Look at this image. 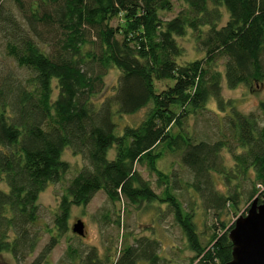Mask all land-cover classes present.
Masks as SVG:
<instances>
[{
	"label": "trees",
	"instance_id": "obj_1",
	"mask_svg": "<svg viewBox=\"0 0 264 264\" xmlns=\"http://www.w3.org/2000/svg\"><path fill=\"white\" fill-rule=\"evenodd\" d=\"M13 1L19 16L0 0V38L17 67L0 70V255L24 262L36 252L43 239L36 227L39 197L69 172L62 155L70 148L87 166L69 182L55 233L31 264H50L69 232L72 208L87 206L99 192L113 203H168L194 253L190 264L229 263L235 222L227 226L220 213L238 210L244 183L252 187L249 202L264 187V124L256 113L243 114L225 101L222 85L225 80L236 89L264 80V0H182L185 8L170 20L162 13L173 10V0ZM189 33L204 56L183 62L179 39ZM114 68L121 71L114 94L94 100ZM146 108L139 126L118 132L117 117ZM259 109L264 115V103ZM211 111L224 114L221 139L195 140L190 118ZM167 152L181 154L192 187L217 212L221 228H213L222 232L206 245L195 213L183 209L157 166ZM136 164L169 186L163 198ZM218 181L226 192H219ZM159 250L158 241L137 239L111 262L100 259L96 248L82 256L70 245L60 264H158Z\"/></svg>",
	"mask_w": 264,
	"mask_h": 264
},
{
	"label": "rangeland",
	"instance_id": "obj_2",
	"mask_svg": "<svg viewBox=\"0 0 264 264\" xmlns=\"http://www.w3.org/2000/svg\"><path fill=\"white\" fill-rule=\"evenodd\" d=\"M2 2L9 10L19 16L16 3L13 0H2ZM173 3L174 8L171 12L162 13L163 20L175 18L185 8L182 0H173ZM179 43L185 49L181 61H192L197 58L201 59L204 56L196 50L192 34L189 33L187 37L179 39ZM1 69L17 71L13 60L6 55L4 42L0 38ZM120 74L121 71L116 68L110 70L104 78L103 90L93 99L102 102L113 95ZM222 86V95L225 101L232 100L243 114L256 113L264 124V115L259 109L260 104L264 103V80L255 82L250 86L241 85L236 89H229L224 80ZM164 87V83L159 84L160 90ZM57 95L58 91L56 90L54 99ZM209 107L217 112V105L214 102ZM147 112L148 109L146 108L134 115L117 117L118 132H122L125 126H139L145 120ZM223 116V113L215 114L211 111L198 118L191 117L188 122V129L193 132L195 140L214 143L221 139L222 125L220 118ZM173 132H176V129H173ZM108 156L110 159H114L116 151L114 149L110 150ZM223 156L229 164H232L231 155L227 151H224ZM62 160L67 163L69 172L59 183L49 184L39 197L40 219L36 227L41 229V232L43 231L41 233L43 239L36 252L24 262H16L10 255L3 254L0 255V264H31L49 242L50 236L55 233L53 221L60 198L71 179L87 166V162L81 156L75 155L70 148L64 150ZM157 166L161 172L167 175V181L173 188L172 193L182 204L183 209L195 213L194 222L203 245H206L214 232L217 234L222 232L221 229L215 230L213 228L214 225L221 228V224L217 219V212L214 209L206 208L204 199L192 187L193 175L182 164L180 153L167 152L160 159ZM135 169L145 181L150 183L156 195L163 198V192L169 186L162 184L159 177L150 172L146 165L136 164ZM217 189L221 193L227 191L221 181H218ZM251 191V185L244 183L238 210L225 209L220 213L221 220L227 226L230 227L239 217L246 216L253 202H249ZM263 191L264 187H261L256 197L262 200ZM78 221H83L85 224L86 236L83 238L72 231L74 224ZM142 238L159 242V255L161 258L158 264H190L192 257H194V253L189 249L187 238L175 221L168 203L156 201L154 204L149 205L146 202H141L136 206L122 204V202L113 203L104 192H99L87 206L72 208L69 232L60 240L59 245L51 253L49 263L60 264L61 260L65 258L67 248L70 245L75 249H79L80 254L83 251L82 256H86V253L92 248H96L100 259L108 257L113 262L118 259L124 246L135 245L136 240ZM139 264L148 263L141 262Z\"/></svg>",
	"mask_w": 264,
	"mask_h": 264
},
{
	"label": "water",
	"instance_id": "obj_3",
	"mask_svg": "<svg viewBox=\"0 0 264 264\" xmlns=\"http://www.w3.org/2000/svg\"><path fill=\"white\" fill-rule=\"evenodd\" d=\"M72 231L79 237L86 236L85 224L78 221ZM233 243L232 260L227 264H264V197H256L246 216L236 219L229 233Z\"/></svg>",
	"mask_w": 264,
	"mask_h": 264
}]
</instances>
